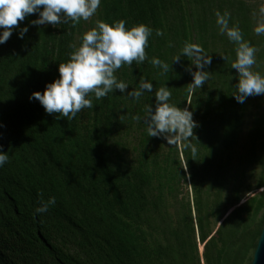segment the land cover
<instances>
[{"label": "trees", "instance_id": "16d2710c", "mask_svg": "<svg viewBox=\"0 0 264 264\" xmlns=\"http://www.w3.org/2000/svg\"><path fill=\"white\" fill-rule=\"evenodd\" d=\"M217 10L230 13V26L257 48L253 71L264 74V34L255 32L247 0H102L75 27H30L23 40L13 33L0 45V145L10 154L0 168V264H251L264 227V96L245 137L252 96L243 104L233 96L236 45L221 33ZM98 20L153 28L147 55L169 71L146 60L116 75L129 90L141 78L154 89L170 87V103L192 111L199 124L195 158L182 145L149 137L134 119L155 92L139 101L118 91L101 100L91 94L94 107L74 119L29 100L58 78L59 64ZM185 42L212 56L208 81L191 92L186 68L195 70V62L172 64ZM255 164L261 172L252 187L244 171ZM53 196L56 204L37 214Z\"/></svg>", "mask_w": 264, "mask_h": 264}, {"label": "clouds", "instance_id": "9594fccd", "mask_svg": "<svg viewBox=\"0 0 264 264\" xmlns=\"http://www.w3.org/2000/svg\"><path fill=\"white\" fill-rule=\"evenodd\" d=\"M102 0H0V45L5 44L17 34L23 40L30 27L51 26L71 23L73 27L82 20L88 21L101 6ZM264 13V6L260 8ZM216 23L222 34L236 45V58L231 64L238 74L236 92L233 94L238 103H245L250 96H264V74L253 71L257 64V48L244 39L239 26H230L231 14L216 11ZM35 16V19H29ZM28 20V23L24 22ZM126 20L108 23L96 21L95 27L83 33L81 44L69 53V59L58 66V78L46 83L43 91H35L29 100L38 101L49 115L74 119L83 109H92L94 94L96 100L107 97L117 91L127 98L139 101L146 93H153L154 103L147 104L144 116L134 117L146 126L149 137L162 139L168 145L180 146L190 151L192 157L198 155V147L192 142L196 137L194 130L199 127L194 120V113L187 108H180L170 103L172 92L166 84L154 89V84L147 78H141L138 86L129 90V84L116 75L123 66H132L133 62L142 64L149 62L162 69V73L169 71V64L159 57L149 58L146 48L153 28L147 24H136L126 27ZM23 25V26H22ZM255 32L264 34V23L255 28ZM156 36H164L162 29H155ZM183 57L194 61L195 70L187 67L193 82L189 85V92L193 88H202L208 81L211 72L207 69L212 64V56H208L202 45L185 42L181 52L173 62L180 64ZM223 59H225L223 57ZM0 127L4 125L0 124ZM198 141V139H197ZM199 142V141H198ZM200 143V142H199ZM10 159V154L0 145V168ZM56 204V198L41 200L36 213H46Z\"/></svg>", "mask_w": 264, "mask_h": 264}, {"label": "rangeland", "instance_id": "374dc122", "mask_svg": "<svg viewBox=\"0 0 264 264\" xmlns=\"http://www.w3.org/2000/svg\"><path fill=\"white\" fill-rule=\"evenodd\" d=\"M247 3H249L252 7H253V11H254V17L256 19V22L258 23V25L264 23V13L260 12V8L262 6H264V0H247ZM257 99L258 96H252V98L248 101V105H249V116H248V120L246 122V128L244 131V135L246 137V133L251 129L252 126V120L253 118L251 117L252 114H256V105H257ZM260 143L258 142V145ZM259 154L261 153V151L258 149ZM240 153V149L236 148L235 149V156L237 157V155ZM235 157V161H234V165H236V161L237 158ZM261 172V167L259 165H250L248 166V168L245 169L244 173L247 176L246 177V183L247 185H251L252 187H254L257 183V179L260 175ZM254 193L256 192H260L257 190H253ZM198 252L199 254H202L201 252V247L199 245L198 248Z\"/></svg>", "mask_w": 264, "mask_h": 264}, {"label": "water", "instance_id": "95a60500", "mask_svg": "<svg viewBox=\"0 0 264 264\" xmlns=\"http://www.w3.org/2000/svg\"><path fill=\"white\" fill-rule=\"evenodd\" d=\"M251 264H264V227L259 237L256 249L253 253Z\"/></svg>", "mask_w": 264, "mask_h": 264}]
</instances>
